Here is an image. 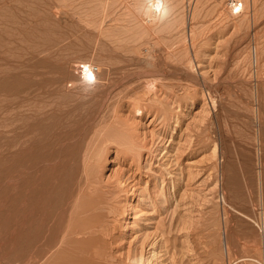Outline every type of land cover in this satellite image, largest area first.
Segmentation results:
<instances>
[{"label":"rangeland","instance_id":"1","mask_svg":"<svg viewBox=\"0 0 264 264\" xmlns=\"http://www.w3.org/2000/svg\"><path fill=\"white\" fill-rule=\"evenodd\" d=\"M145 1L0 0V264H264V0Z\"/></svg>","mask_w":264,"mask_h":264},{"label":"bare ground","instance_id":"2","mask_svg":"<svg viewBox=\"0 0 264 264\" xmlns=\"http://www.w3.org/2000/svg\"><path fill=\"white\" fill-rule=\"evenodd\" d=\"M235 1H237V0H235ZM241 2V1H240ZM145 4H146V1H145ZM148 4V5H147ZM147 4L146 5H144V7H142V8H144L143 10L145 11L146 10V16L148 17V22H150L151 23V25L154 23V24H156L155 22L157 21L158 22V24H159V19H161L162 17H163V15H164V8L163 7H161L160 6V0H148V2H147ZM163 4L164 5H166L167 6V8L170 6L169 5V3H168V0H163ZM107 5V4H106ZM169 5V6H168ZM145 6H147V8H145ZM237 7H239L238 8V10L240 9V12L241 11H243V4H241V3H237V4H235L234 5V7H232L233 9L231 10L232 12H233V14H234V10H235V8H237ZM169 8H171V7H169ZM107 10V9H106ZM142 10V11H143ZM144 11L143 12H141V14H142V16H143V13H144ZM107 12V11H106ZM105 12V13H106ZM112 12V11H111ZM110 12V13H111ZM238 12V11H237ZM237 12H235V14H238ZM109 13V14H110ZM107 14V13H106ZM145 15V14H144ZM106 16H109V15H106ZM146 16H144V17H146ZM105 17V16H104ZM142 19H143V17H141ZM146 19V18H145ZM167 19V18H166ZM141 20V19H140ZM159 20V21H158ZM165 20V19H164ZM175 20V19H174ZM178 20V19H177ZM173 21V20H172ZM181 21V20H180ZM244 21V20H243ZM243 21H241V24H240V22H239V24H240V27L242 26V22ZM143 22H145V25H147L146 23H148V22H146V20H144V21H142V23ZM161 23V22H160ZM238 23V22H237ZM236 23V24H237ZM169 24V23H168ZM173 24H176V23H173ZM238 24V25H239ZM140 26H141V22H140V24H139ZM165 25H167V24H165ZM177 25V24H176ZM139 26V27H140ZM149 28H146V29H148L147 31H153L152 30V28L149 26V24L147 25ZM146 26V27H147ZM159 26V25H158ZM244 26V25H243ZM145 28V26L142 24V27H141V29L140 30H142V28ZM157 27V25L156 26H154V29ZM173 27V26H172ZM175 27V26H174ZM144 28H143V30L142 31H144ZM151 28V29H150ZM162 28V27H161ZM119 29V28H118ZM138 29V28H137ZM146 29H145V31H146ZM238 29V28H237ZM139 30V31H140ZM159 30V29H158ZM163 30V29H162ZM239 30V29H238ZM241 30H242V27H241ZM241 30H239V31H241ZM138 32V31H137ZM141 32V31H140ZM139 32V33H140ZM190 32V31H189ZM193 32V31H192ZM151 33H153V32H151ZM156 33V32H155ZM145 34V32H143V35ZM148 34H150V32H146V34L145 35H147L148 36ZM189 34V33H188ZM192 34V33H191ZM142 35V36H143ZM144 35V36H145ZM194 37V36H193ZM192 37V38H193ZM135 39H136V37H134ZM147 38V37H146ZM194 39V38H193ZM139 40V39H138ZM250 48V47H249ZM230 54V53H229ZM255 55V62L256 63H258V61H259V54H258V52H257V50H255V53H254ZM234 56V55H233ZM234 58V57H233ZM251 62V61H250ZM256 65V64H255ZM264 68V67H263ZM260 70V69H259ZM86 72H88V74H89V76H93L94 74H96V73H94L93 72V70H92V68H90V69H88V68H86ZM147 78V77H146ZM150 78H148V80H149ZM150 80H152L153 81V79H150ZM149 80V81H150ZM152 81H151V83H152ZM148 83H150V82H148ZM153 84H154V82H153ZM140 99V98H139ZM139 99H137V100H139ZM138 102V101H137ZM257 109V108H256ZM114 116H116V115H114ZM113 116V117H114ZM113 121V120H112ZM116 124H118V123H116ZM110 139H112V138H110ZM118 139V138H117ZM216 151V150H215ZM214 151V152H215ZM217 152V151H216ZM89 158V157H88ZM85 161V160H84ZM91 161V160H90ZM89 161V162H90ZM93 161H95V160H93ZM93 165V164H92ZM91 167V166H90ZM91 176V175H90ZM87 181H88V184H90V186H89V190H88V195H86V200L84 199V203L83 204H81L78 208H77V214H75V216L72 218L73 220H72V222L70 223V226H69V228H68V234L67 233H65V234H67V235H62L63 237L62 238H66V239H69L68 240V242L66 243V242H64L66 245H61V246H65V247H67V245H70L72 242H74L75 243V248H73V249H75V250H73L72 249V247H71V249L73 250V251H75V252H77V253H79V256L80 255H82V253H83V250H82V245H85V244H89V246H88V251H86L87 252V254L85 253V255H88L90 258H91V260L95 263V264H104V263H106V261L107 262H109L108 261V259H111L113 256H111V258H108L106 261H104L105 259H106V248L107 247H109V246H107L106 247V245H107V243L110 245V244H112L111 242H109V239H111V238H109L110 237V234H109V231H111L110 229L112 228V226H111V228H109V226L108 225H106L108 222L106 221H104L105 219H109L110 218V216L113 214V212H111L112 214H110V212L108 213L107 212V206H105V204H104V202H103V200H102V194H103V189L99 186V184H96L95 183V185L94 184H92V182H90V181H92V180H90L89 178H87ZM108 188H110L109 186H108ZM107 188V189H108ZM112 188H114V187H112ZM117 188V187H116ZM115 188V189H116ZM86 189V188H85ZM102 189V190H101ZM105 190V189H104ZM85 191V190H84ZM116 192V191H115ZM118 192V191H117ZM118 194V193H117ZM78 201V200H77ZM108 206H110V205H108ZM116 208V207H115ZM113 209V210H116V209ZM91 212V214H89L88 212ZM106 211V212H105ZM112 211V210H111ZM116 212V211H115ZM118 212V211H117ZM72 213V212H71ZM85 214H87V215H85ZM114 216L116 215V213L115 214H113ZM30 216V215H29ZM71 216V215H70ZM118 216V215H117ZM27 216H25V218H26ZM113 217V216H112ZM21 218H23V217H21ZM119 218V217H118ZM117 218V219H118ZM26 220V219H25ZM25 220H24V223H25ZM118 222V221H117ZM111 223V222H110ZM125 223V222H124ZM112 224V223H111ZM115 224V223H114ZM115 226V228H116V225H114ZM115 228H113L114 230H116ZM112 229V230H113ZM63 231V230H62ZM60 233H61V230L59 231ZM111 234H113V233H111ZM61 235V234H60ZM59 236V235H58ZM64 236H66V237H64ZM112 236V235H111ZM71 239H72V242H70L71 241ZM59 240H60V238H59ZM64 240V239H63ZM62 240V241H63ZM65 241H67V240H65ZM57 242H58V240H57ZM61 242V241H60ZM63 243V244H64ZM61 244H62V242H61ZM57 245V244H56ZM72 246V245H71ZM74 246V245H73ZM111 246V245H110ZM57 247V246H56ZM85 247V246H84ZM60 248V247H59ZM69 248V247H68ZM56 249V248H55ZM64 249V248H63ZM70 249V248H69ZM68 249V250H69ZM86 249V248H85ZM109 249V248H108ZM112 249V248H111ZM106 251V252H105ZM109 251H110V249H109ZM109 251L107 252V253H109ZM113 251V250H112ZM49 252H51V251H49ZM80 252H82V253H80ZM114 252V251H113ZM72 253V252H71ZM89 253V254H88ZM46 255H48V254H46ZM109 255V254H108ZM112 255V254H111ZM83 256V255H82ZM87 257V256H86ZM108 257V256H107ZM45 258V257H44ZM64 258V257H63ZM88 258V257H87ZM140 258V257H139ZM143 258V257H142ZM65 259H66V257H65ZM64 259V260H65ZM70 260V259H69ZM72 260V259H71ZM113 260V259H112ZM137 260H140V259H137ZM137 260H136V262H137ZM50 261V260H49ZM52 261V260H51ZM68 261V260H67ZM91 261V262H92ZM103 261H104V263H103ZM115 261V260H114ZM141 261H143V260H140L139 261V263H136V264H141V263H143V262H141ZM52 263H54V262H52ZM69 263V262H68ZM71 263V262H70ZM81 263V262H80ZM117 263V262H116ZM115 263V264H116ZM42 264V263H41ZM109 264V263H108ZM111 264V263H110ZM113 264V263H112Z\"/></svg>","mask_w":264,"mask_h":264},{"label":"clouds","instance_id":"3","mask_svg":"<svg viewBox=\"0 0 264 264\" xmlns=\"http://www.w3.org/2000/svg\"><path fill=\"white\" fill-rule=\"evenodd\" d=\"M160 6L164 8V15L162 17V19H164L171 13V9L167 8V6L163 4V0H160ZM86 82L89 85H92L94 83L93 77L92 76H87L86 77Z\"/></svg>","mask_w":264,"mask_h":264},{"label":"built area","instance_id":"4","mask_svg":"<svg viewBox=\"0 0 264 264\" xmlns=\"http://www.w3.org/2000/svg\"><path fill=\"white\" fill-rule=\"evenodd\" d=\"M91 68H92L93 72L97 74V72H96L97 71V68H95L93 66H91Z\"/></svg>","mask_w":264,"mask_h":264}]
</instances>
